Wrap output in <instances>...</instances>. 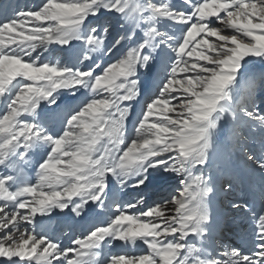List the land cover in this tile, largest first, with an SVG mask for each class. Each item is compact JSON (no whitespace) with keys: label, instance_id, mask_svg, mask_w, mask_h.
<instances>
[{"label":"snow or ice","instance_id":"1","mask_svg":"<svg viewBox=\"0 0 264 264\" xmlns=\"http://www.w3.org/2000/svg\"><path fill=\"white\" fill-rule=\"evenodd\" d=\"M254 61L264 65V0H39L5 14L0 264H264ZM239 164L259 175L258 208ZM89 211L67 243L38 224ZM117 242L134 251L111 252Z\"/></svg>","mask_w":264,"mask_h":264},{"label":"bare ground","instance_id":"2","mask_svg":"<svg viewBox=\"0 0 264 264\" xmlns=\"http://www.w3.org/2000/svg\"><path fill=\"white\" fill-rule=\"evenodd\" d=\"M37 3H39V0H0V18H3V16L5 14H10L11 10L16 8L17 6L23 7L25 5H34ZM51 55H52V58H61V57L66 58V53L61 51L59 46H56L53 49V53ZM139 106H140L139 103H137L136 107L134 108L133 115H135V112L139 110ZM51 115H54V114H51ZM130 123H131V121H130ZM220 162H221L220 160L217 161V163H220ZM239 176H240V180L242 181L243 195L246 196V198L248 199V201L250 202V204L254 208H258L260 206L261 184L255 185L252 182L251 169L248 166H245L243 164H239ZM218 194L219 193H217V195ZM237 194H239V190L237 191ZM217 195L213 197V204L215 207L218 208L219 205H217V203H216V198L218 197ZM61 215H64L66 218L64 217L65 219L61 220L59 216H57L55 218V215H53L51 218L52 219L55 218L56 225H59L61 222L65 224L68 221L69 229L74 224H75V226H78L77 230H73V231H79V230H81V226H86V224H87V223H85V224L82 223L80 218H75V219L69 218L68 213L67 214H61ZM85 215L90 217V216H93V213H91V211H89ZM50 230H51L50 227H46V231H50ZM53 232H56V230L52 229L50 234H52ZM66 243H67V237H66ZM137 246H139V245H137ZM112 247L115 249L114 253H117V254H118V252L120 253L121 251L124 250L121 248L122 245L119 242L115 243L114 246H112ZM142 248H143V245H141L140 250Z\"/></svg>","mask_w":264,"mask_h":264},{"label":"rangeland","instance_id":"3","mask_svg":"<svg viewBox=\"0 0 264 264\" xmlns=\"http://www.w3.org/2000/svg\"><path fill=\"white\" fill-rule=\"evenodd\" d=\"M170 3H172L174 6H182L183 4V0H170ZM117 33L114 31L112 33V35H116ZM111 39V37H110ZM62 58V57H61ZM247 70L248 71H255V72H260L261 70H264V65H261L258 61H254V62H250L247 65ZM142 88L144 90L145 95H147L148 93L151 92V79L150 78H144L142 81ZM143 98V97H142ZM136 107V106H135ZM129 125H131L130 121H129ZM251 178H252V182L255 185H260V178L258 173H254L251 171ZM259 182V183H258ZM143 195H145L146 200L151 203L152 200L157 199V194H155V190L153 189H149L144 193H141ZM137 193L135 191L132 190H125L124 193L122 195H120L121 199H125V200H130L134 197H136ZM218 197L216 198V203L217 205L220 206V194L217 195ZM239 219V217H238ZM226 239L229 240V242H235V243H239V239L238 237L235 235V232H230L226 235ZM141 246H137V248L135 249L136 252H138L140 250ZM122 248V247H121ZM124 249V248H122ZM118 251V250H117ZM123 251H128V252H133L134 250L129 246V248H127L126 250L124 249ZM119 254V252H118Z\"/></svg>","mask_w":264,"mask_h":264}]
</instances>
